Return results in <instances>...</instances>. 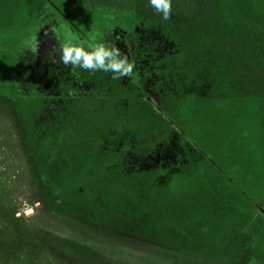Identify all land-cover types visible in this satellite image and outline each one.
Instances as JSON below:
<instances>
[{"label":"rangeland","instance_id":"obj_1","mask_svg":"<svg viewBox=\"0 0 264 264\" xmlns=\"http://www.w3.org/2000/svg\"><path fill=\"white\" fill-rule=\"evenodd\" d=\"M106 1L0 0V264H122L98 256L78 259L58 248L55 237L59 230L48 215L15 105L7 96L11 95L10 88L23 91L27 84L22 71L35 53L39 31L46 26L70 27L84 39L96 36L112 43L113 29L133 33L140 24L155 30L150 32L152 37L163 33L169 51L164 62L154 57L149 70L136 66L135 94L141 93L147 100L139 103L132 91V95L125 92L132 107L128 129L156 138L165 122L173 121L201 151L202 165L192 169L181 161L182 172L171 177L164 188L155 184L160 175L134 185L125 178L111 183L106 179L111 173L95 160L96 151L79 156L84 153L80 141L75 148L79 158L72 162L74 167L69 172L74 184L81 182L91 199L109 209L122 208L127 202L138 208L142 203L151 205L156 214L160 213L163 227L185 238L188 255L201 259H188L183 264H264V130L260 107L250 93L243 99L238 97L230 82L211 91L201 84L186 95L176 78L193 73L195 60L205 65L211 58L215 64L210 72L219 76L220 68L229 62L230 37L237 26L252 25L254 13L264 25V0H202L208 15L196 27L156 19L142 22L132 15L123 18L122 9L131 10L132 4L124 5L120 0L121 10L112 12ZM158 66L164 71L157 73ZM143 72L159 96L142 92L146 81L139 75ZM89 74L110 75L102 71ZM164 92L170 96L162 97ZM28 96L21 101L29 105L26 113L35 110L37 103L36 97ZM69 194V200H79V196ZM29 205L33 210L26 213Z\"/></svg>","mask_w":264,"mask_h":264},{"label":"trees","instance_id":"obj_2","mask_svg":"<svg viewBox=\"0 0 264 264\" xmlns=\"http://www.w3.org/2000/svg\"><path fill=\"white\" fill-rule=\"evenodd\" d=\"M123 1L124 5L132 4L131 10L122 9L123 18L132 15L139 17L142 22H152L155 19L164 21L149 5V0ZM105 4L108 10L112 9V12H116L115 9L121 10L120 0H107ZM202 4V0H172V14L167 21L178 26L196 27L208 15L201 6ZM256 18L258 16L254 13L251 17L252 25L241 24L231 34V46L227 51L229 57L225 56V51H221L222 56L229 59V62L227 61L229 64L227 63L225 68H220L219 76L216 75L218 77L210 72L215 64L214 59L211 58L208 63L201 65L197 64L196 57H193L191 62L194 60L196 62L191 66L194 67L193 73L188 71L186 75L180 74L176 78L179 81L178 85L183 86L182 89L186 95L197 91L201 84L211 91L214 86L218 84L227 86L229 82L231 83L230 89L237 93L238 97L243 99L245 98L243 96L250 93L252 101L260 107L264 130V25L261 24L260 17L258 20ZM135 28L142 32L140 36L145 35L144 47L148 49L146 51L149 54V57L143 58L146 62L141 63L146 68L145 70H149L154 57L164 62L169 51V44L164 34L158 32L156 37H152L150 32H154V29L141 24ZM183 68L184 65L179 67L180 70ZM162 71L164 68L158 66L156 72L161 73ZM80 73L84 72L80 71ZM25 74L27 75V72L24 68L23 78ZM86 74L88 73L81 77L78 75L74 83L78 86L111 84L110 81H93V77ZM135 77L137 79V76ZM139 77L146 81L142 85V92L160 95L151 88L153 81L147 80L149 76L146 73L143 72ZM7 84L9 85L8 82ZM130 85H133L132 82ZM10 91L11 95L7 97L15 105L20 128H23L21 122L25 121L28 116L31 123L28 127L31 131L32 120L38 115H35L36 104H34L35 110H29L26 113L25 110L29 105L26 107L21 104V101L28 94L24 90L17 91L10 88ZM103 91L106 90L103 89ZM168 96L170 94L165 92L162 95L164 98ZM134 98L139 103H145L147 100L141 93L135 95ZM35 100L37 102L39 99L35 98ZM85 100L90 99L82 98L78 101ZM45 101L53 102L54 100L46 98ZM147 102L152 104V101ZM125 117V123L120 125L118 133L116 130H108L105 133L107 137L105 139H101L99 133L95 134V139L83 142L84 153L79 155L96 151V162L111 173V176L106 178L108 182H118L125 178L137 184L138 180L143 178L155 177L156 179V176L160 175L156 180L158 183L155 184L164 188L171 177L182 172L181 161H186L188 167L192 169L202 165L201 151L187 140L185 134L173 121L165 122L166 126L158 137L147 138L138 135L136 131L129 130L128 124L130 123H127V116ZM66 126L68 127L67 132L57 130V125L54 129L47 130L49 131L47 134L39 124H35L32 129L36 135L30 132V138L27 141L23 140L25 146L29 147L27 155L35 173V181L45 195L43 201L48 215L59 230L55 237L58 248L64 254L78 259H93L98 256L107 258L112 263L122 264H183L188 259L201 261L196 256L188 255L185 249V238L181 237L179 232L168 229L167 226L163 227L160 213L156 214L151 205L142 203L138 208L135 203L127 202L122 205V208L109 209L103 202L91 199L90 195L86 194L88 191L82 190L81 182L75 185L73 174L69 172L74 167L72 162L79 158L75 148L80 141L75 134L80 132L84 125L67 124ZM47 135L48 137H45ZM94 187L96 186L91 188ZM68 193L79 196V200L76 202L69 200ZM141 199L139 197V200Z\"/></svg>","mask_w":264,"mask_h":264},{"label":"flooded vegetation","instance_id":"obj_3","mask_svg":"<svg viewBox=\"0 0 264 264\" xmlns=\"http://www.w3.org/2000/svg\"><path fill=\"white\" fill-rule=\"evenodd\" d=\"M62 33V28L51 25L40 30L35 53L30 55V59L24 67L27 72L24 80L27 84H24L23 90L39 99L35 103L37 110L35 115H38L35 117L33 114L35 118L32 117V119L34 118L32 124H39L44 133L49 132L47 130L54 129L57 125V130H63L64 132H67V124L84 125L80 129L81 131L75 134V137L81 142L92 141L97 133L101 135V139H105L107 138L105 133L108 130H116L118 133L121 128L120 125L125 123V116H127V123H131L129 115L132 107L125 98L129 96L128 94L131 91L133 95H130L133 97L138 93H136L137 86L135 85L136 75L131 78L113 80L111 73L107 76L89 74L90 72L79 68L65 67L58 62V54L56 55L57 62H53L48 53L53 47L59 48V42L55 35H62ZM111 34L113 35L112 43H115L122 52L128 55L129 60L135 63L134 70L137 71L136 66L139 67L142 62H146V59L143 60V58L149 57L146 51L148 49L144 47L145 35L140 36L142 32L136 28L133 33H128V31L120 30L118 27L113 29ZM80 71L84 73H80ZM85 73L93 77V81L101 82V80H104L106 82L110 81L111 84L86 86L75 84L77 76L81 77ZM131 82L133 85H130ZM125 83L129 84L127 86L123 85ZM103 89L106 91L104 92ZM125 92L128 94H125ZM46 98H51L54 101H45ZM82 98L90 100L78 101ZM15 112L18 116L16 110ZM30 124L28 116L25 121L21 122V125H23L21 136L25 141L30 138L31 134L36 135L32 129L33 125L31 131L29 130L28 125L30 126ZM62 125L64 126L61 128ZM45 137H48V135ZM26 150L29 151L28 146ZM37 151L41 152L42 150Z\"/></svg>","mask_w":264,"mask_h":264},{"label":"clouds","instance_id":"obj_4","mask_svg":"<svg viewBox=\"0 0 264 264\" xmlns=\"http://www.w3.org/2000/svg\"><path fill=\"white\" fill-rule=\"evenodd\" d=\"M149 5L164 21L171 18L172 0H149ZM55 38L59 42V48L53 47L48 53L53 62H57L56 55L58 54V62L65 67L70 66L92 73L97 71L111 73L113 80L133 76L135 63L130 61L128 55L122 52L115 43L104 42L96 36L84 39L73 32L70 27H65L62 35H55ZM32 210V206L29 205L25 212L30 213Z\"/></svg>","mask_w":264,"mask_h":264}]
</instances>
